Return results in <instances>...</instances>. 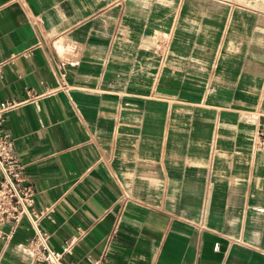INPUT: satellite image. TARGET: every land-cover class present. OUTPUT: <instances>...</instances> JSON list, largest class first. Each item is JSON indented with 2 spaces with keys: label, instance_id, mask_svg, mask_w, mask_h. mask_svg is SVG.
<instances>
[{
  "label": "crops",
  "instance_id": "1",
  "mask_svg": "<svg viewBox=\"0 0 264 264\" xmlns=\"http://www.w3.org/2000/svg\"><path fill=\"white\" fill-rule=\"evenodd\" d=\"M8 59L0 100L25 102L3 129L32 207L54 205L51 249L79 235L65 260L264 264V0H0ZM31 235L23 217L0 264H30Z\"/></svg>",
  "mask_w": 264,
  "mask_h": 264
},
{
  "label": "built area",
  "instance_id": "2",
  "mask_svg": "<svg viewBox=\"0 0 264 264\" xmlns=\"http://www.w3.org/2000/svg\"><path fill=\"white\" fill-rule=\"evenodd\" d=\"M9 61L10 59L0 63V77L2 65ZM54 65L59 70L60 77H63L64 62L58 61ZM24 102L16 99L0 100V239L8 240L14 228L25 217L32 229V235L24 245L19 246V250L22 257L27 258L30 264H80L64 259L66 254L71 253L79 235H73L65 239L60 250H53L48 246V233L40 228L39 222L42 217L53 210L54 205L38 210L32 207L34 189L27 182L23 165L13 151L12 138L3 129L5 114ZM254 143L264 149V124L256 129ZM123 198H126L125 194ZM256 210L261 211L263 208L257 207ZM4 222H12L13 229L10 233H5L1 229ZM199 223L201 224V222ZM217 248L218 243H215L214 249ZM98 263L99 260H96L95 264Z\"/></svg>",
  "mask_w": 264,
  "mask_h": 264
}]
</instances>
